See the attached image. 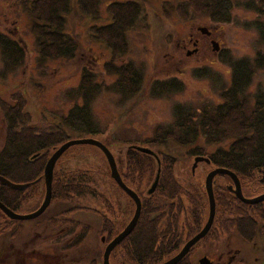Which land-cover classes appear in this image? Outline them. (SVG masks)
<instances>
[{"label":"trees","instance_id":"16d2710c","mask_svg":"<svg viewBox=\"0 0 264 264\" xmlns=\"http://www.w3.org/2000/svg\"><path fill=\"white\" fill-rule=\"evenodd\" d=\"M19 1L32 19L31 31L36 37L38 66L43 69L52 60H73L80 51L76 39L67 32V19L73 9L76 8L83 16L97 19L104 0ZM145 1L113 2L108 5L110 22L91 28V38L103 43L112 56L105 63L104 71L117 80L114 84L98 82L96 74L85 68L80 86L72 90L81 103L77 102L67 115L59 117L54 129L31 127V115L25 111L26 100L22 94H14L12 102L0 101V112L5 120V146L0 151V178L15 185H28L24 190H16L0 181V202L11 211L19 213L24 206L31 204L37 205L33 212L40 207L45 188L40 194L37 189L42 184L46 164L55 150L75 140L78 133H102L92 111L98 96L104 92H113L124 101L142 92L144 71L134 63L118 66L115 62L129 52L128 34L144 19ZM173 1L177 3L173 8L183 18L206 14L211 21L219 24L232 21L233 8L236 6L232 0ZM238 5L257 14L258 19L251 26L258 33L260 49L253 59L234 61L231 83L228 87H221L222 102L212 109L197 111L178 105L174 123L166 127L159 125L153 137L143 142L158 156L160 164L156 157L138 151L137 146L131 145L126 150L124 181L141 198L142 212L133 232L115 250H121L119 256L132 264H163L175 257L183 245L199 233L209 210L205 187L194 182L187 188L181 185L175 173L178 160L168 153L155 152L154 149L167 148L174 143L187 150L190 157L209 159V168L226 169L236 174L246 198H255L261 195L259 192L264 193V91L255 92L253 100L250 98V88L256 75L264 71V0ZM0 52L7 67L11 69L20 67L25 58V49L21 43L2 33ZM206 73V70L197 71L202 76ZM210 78L215 82L219 80L214 74ZM183 89V83L177 79L156 80L149 93L153 98H162ZM214 147L215 151L208 152L209 148ZM159 168V185L155 193L149 195L148 190ZM217 179L214 182L216 219L219 225L222 224V234L229 238L235 233L246 243L257 244L258 240L264 243V202L247 205L228 190L227 186L232 185L229 177L219 176ZM90 181L87 173L70 176L55 171L50 207L58 202L74 204L89 196L101 200ZM105 203L110 211L108 200ZM77 209L74 207L68 212L63 211L59 216L61 219H49L51 225L70 227L71 232L82 229L67 249L77 248L90 230L86 224L66 219L69 212L74 213ZM101 219L99 233H110L107 216ZM18 223L10 219L1 222L0 238L8 233L13 236L18 228L15 231L12 228ZM212 230L206 238L211 236ZM189 255L179 264H191L187 261ZM91 264L97 263L93 261Z\"/></svg>","mask_w":264,"mask_h":264},{"label":"rangeland","instance_id":"374dc122","mask_svg":"<svg viewBox=\"0 0 264 264\" xmlns=\"http://www.w3.org/2000/svg\"><path fill=\"white\" fill-rule=\"evenodd\" d=\"M125 1L137 0H104L97 19L83 16L74 8L67 19V32L76 39L80 51L73 60H52L42 69L38 66V47L36 37L31 31L30 14L22 4L20 5L19 0H0V33L10 35L25 49L24 61L15 69L7 67L0 52V101L12 102L14 94H22L26 100L25 111L31 115V127L54 129L53 126L58 124L59 117L67 115L74 105L81 103L72 90L80 86L85 68L96 74L98 82L114 84L117 78L107 75L103 68L112 58L110 51L103 43L91 38L90 30L94 25L102 26L110 22L109 4ZM232 1L236 6L233 8L232 21L227 24L215 23L206 14H197L185 19L176 13L173 6L177 3L173 0L143 2L145 17L128 34L129 52L115 63L118 66L134 63L137 68H141L145 77L144 88L138 96L124 101L116 93H102L92 106L94 120L102 133H78L75 135L76 139L91 138L100 141L112 151L119 168L124 170L123 160L127 148L131 145L147 148L143 142L153 137L159 125L166 127L174 123L178 105L197 111L212 109L220 104L223 90L221 87L230 85L234 61L253 59L260 49L258 33L251 26L258 16L240 6L242 4L238 5L259 0ZM200 29L209 30L213 37L209 39ZM213 39L218 44V51H214L211 43ZM195 43H198L197 47ZM198 70H206L207 75L197 74ZM213 74L219 79L216 82L210 78ZM172 79L183 83V91L162 98L150 96L153 82ZM260 90L264 91V71L258 72L250 88L251 100L255 92ZM4 146L5 120L0 112V151ZM215 150L216 147L209 148L208 152ZM154 151L168 153L178 160L175 173L181 185L187 188L194 182L204 186L205 178L212 169L202 163L193 175L195 158L188 156L187 150L171 143L167 148ZM55 171L70 176L87 173L91 186L97 190L101 200L89 196L74 204L58 202L37 221H25L21 224L22 227L16 225L12 228L13 231L18 228L13 236L8 233L9 235L0 238V264H91L93 261L103 264L106 244L102 243L99 226L102 224V216H108L109 212L105 200L110 203L111 198L115 197L121 210L133 216L134 203L113 182L108 162L97 147H72L60 159ZM219 182L217 179V183ZM44 188L42 180L37 189L39 194ZM36 207V204L24 206L19 214H31ZM74 207L78 209L74 213L69 212L66 219L86 224L90 230L77 248L67 249L82 229L71 232L70 227L60 228L48 223L50 218L59 217L63 211L68 212ZM208 214L209 210L205 222ZM8 219L0 212V223ZM221 226L217 221L211 236L194 247L187 261L199 264L201 259L208 257L219 262L225 255L220 264H228V253L220 251L229 243L232 249L242 250L235 264H264L263 241L258 240V248L255 250L253 244L246 243L235 233L229 238L222 234ZM60 233L63 235L57 236ZM120 253L119 249L114 251L110 259L111 264H132L119 256Z\"/></svg>","mask_w":264,"mask_h":264},{"label":"water","instance_id":"95a60500","mask_svg":"<svg viewBox=\"0 0 264 264\" xmlns=\"http://www.w3.org/2000/svg\"><path fill=\"white\" fill-rule=\"evenodd\" d=\"M214 50L217 51L218 48L216 45H214ZM191 55V54H188ZM81 145H89V146H94L97 147L106 157L110 170H111V177L112 179L117 183V185L135 202L136 204V211L135 215L130 222V224L125 228V230L117 236L112 242H110L104 252L103 255V264H110V256L113 250L125 239L127 238L135 229L136 224L140 218L141 215V210H142V204L141 200L138 197V195L131 190L121 179V176L118 171L117 167V162L112 154V152L100 141L88 138V139H75V140H70L63 144L61 147H59L53 155L50 157L48 160L45 171H44V179H45V187H46V193H45V198L44 201L41 205V207L34 213L28 214V215H20L17 214L13 211H11L9 208H7L2 202H0V210L11 220H19V221H28V220H33L38 217H40L50 206L51 201H52V195H53V179H54V171L56 168V165L58 161L61 159V157L72 147L75 146H81ZM138 151L148 154V155H154V153L151 150H148L146 148H141L137 147L136 148ZM207 163L210 164V160L203 158V157H198L195 159L194 165L192 167V172L195 173L196 168L200 163ZM160 163V161H159ZM227 176L229 177L233 185L229 187V191L234 194L240 201L247 205H256L259 203L264 202V194L255 197V198H246L243 195L242 191V186L240 183L239 178L237 177L236 174L233 172L226 170V169H214L212 170L208 176L206 177L205 180V189L206 193L209 199V204H210V215H209V220L204 227V229L195 237H193L190 241L186 243V245L183 247L180 253H178L175 257L172 259L166 261L163 264H179L191 251V249L199 243L202 239L206 237V235L209 233L214 219L216 215V201H215V196H214V189H213V183L214 179L217 176ZM159 178H160V169L158 171V175L156 177V180L154 184L152 185L151 189L149 190V194H153L159 184ZM0 181L2 184L10 186L16 190H24L28 187V185H15L12 184L11 182L7 181L6 179L0 178ZM200 264H212L208 258H203L200 260Z\"/></svg>","mask_w":264,"mask_h":264},{"label":"flooded vegetation","instance_id":"af4514ba","mask_svg":"<svg viewBox=\"0 0 264 264\" xmlns=\"http://www.w3.org/2000/svg\"><path fill=\"white\" fill-rule=\"evenodd\" d=\"M202 34H204L205 36H208L209 37V39H211L212 37H213V33L212 32H210L209 30H205V31H200ZM5 34V33H4ZM5 35H7V36H9V37H11L10 35H8V34H5ZM14 39V38H13ZM211 43H215V45H218L217 44V42L213 39V40H211ZM195 45V47H197L198 46V43H195L194 44ZM117 163H118V161H117ZM124 163H125V159H124ZM118 165V168L120 167L119 166V163L117 164ZM122 166H123V164H122ZM124 167H125V164H124ZM124 171H125V168H124V170H121L120 168H119V172H120V176H121V178H122V180L124 181L125 179H124V176H123V173H124ZM110 176H111V171H110ZM112 178V177H111ZM217 179V178H216ZM113 180V179H112ZM113 182L115 183V185H117V183L113 180ZM125 182V181H124ZM154 183V182H153ZM153 183H152V185H153ZM152 185L150 186V187H152ZM118 187V186H117ZM229 186H227V188H228ZM119 188V187H118ZM120 189V188H119ZM121 190V192H123L124 193V191L122 190V189H120ZM125 195H126V193H124ZM127 196V195H126ZM128 197V196H127ZM132 201V200H131ZM42 204V203H41ZM41 206V205H40ZM49 209V208H48ZM48 209L39 217V218H36V219H33V220H29V221H31V222H35V221H37L38 219H40V218H42L44 215H45V213L48 211ZM38 210V209H37ZM35 212V211H34ZM33 213V212H32ZM134 213H135V211H134ZM104 216H106V215H104ZM133 217H134V214H133V216H130V213L129 212H127V211H122L121 210V208L119 207V204H118V201L116 200V198L115 197H112L111 198V201H110V211H109V213H108V216H107V218H108V220H109V222H110V226H109V229H111V232L110 233H108V232H105V233H100L101 234V239H102V242L103 243H105L106 245L108 244V243H110V242H112L117 236H119L124 230H125V228L130 224V222L132 221V219H133ZM16 221H18V222H20V223H18V226L20 225V227H22L21 226V222H25V221H19V220H16ZM207 221H208V219H207ZM207 221L204 223V225L202 226V228H201V230L204 228V226L206 225V223H207ZM48 225H51V224H49L48 223ZM100 227H101V225L99 226V231L101 230L100 229ZM213 227H214V224H213V226H212V228H211V230L213 229ZM66 228V227H65ZM68 230V228L66 229V231ZM200 230V231H201ZM210 230V231H211ZM61 231H63V229H61ZM199 231V232H200ZM60 235H63V234H58L57 236H60ZM50 238H52V236L50 237ZM108 239H109V242H108ZM51 241H52V239H51ZM123 242V241H122ZM254 245V248H255V250H257V248H258V245L257 244H253ZM184 246V245H183ZM118 247V246H117ZM116 247V248H117ZM115 248V249H116ZM183 248V247H182ZM181 248V249H182ZM231 248V244H226L225 245V249L224 250H222V251H220V253H228V255L229 256H227L228 257V259H229V262H227L228 264H235V262H236V260H237V257H238V255L240 254V253H242V250H240V249H230ZM192 250H193V248H192ZM115 251V250H114ZM114 251L112 252V253H114ZM181 251V250H180ZM179 251V252H180ZM259 251H260V249H259ZM258 251V252H259ZM178 252V253H179ZM235 253L234 255H232L231 253ZM190 253H191V251H190ZM218 253H219V251H218ZM264 253V252H263ZM45 257H50V256H52V255H44ZM226 257V258H227ZM264 257V256H263ZM208 258V257H207ZM225 258V255H223L221 258H220V261L219 262H215V261H213L212 259H209L210 261H211V263L212 264H220V262L223 260ZM263 260H264V258H263ZM264 262V261H263Z\"/></svg>","mask_w":264,"mask_h":264}]
</instances>
